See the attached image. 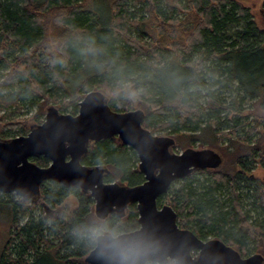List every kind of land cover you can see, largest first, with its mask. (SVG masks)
I'll list each match as a JSON object with an SVG mask.
<instances>
[{"label":"trees","instance_id":"1","mask_svg":"<svg viewBox=\"0 0 264 264\" xmlns=\"http://www.w3.org/2000/svg\"><path fill=\"white\" fill-rule=\"evenodd\" d=\"M0 70L8 74L0 108L38 105V123L50 101L62 98L75 116L84 95L103 89L113 111H143L142 125L154 135L168 131L192 148L224 146L232 168L204 170L202 183L189 175L158 205L169 200L179 226L201 239L214 236L244 257L264 258V183L253 175L264 169V28L250 8L238 0H0ZM28 132L10 124L0 137ZM136 154L106 139L90 143L83 163L107 167V182L133 187L144 179ZM71 196L78 207L68 217L46 214ZM27 202L0 194V216L9 222L0 264H87L101 231L117 236L140 227L136 204L123 218L98 221L94 198L78 187L46 183Z\"/></svg>","mask_w":264,"mask_h":264},{"label":"water","instance_id":"2","mask_svg":"<svg viewBox=\"0 0 264 264\" xmlns=\"http://www.w3.org/2000/svg\"><path fill=\"white\" fill-rule=\"evenodd\" d=\"M144 117L141 110L113 111L100 91L87 94L75 116L49 107L44 122L31 128L28 135L0 137V192L35 199L40 195L41 184L48 180L78 186L94 198L101 218H106L101 208L107 210L115 205L126 210L136 204L140 227L117 236L109 232L99 235L85 260L88 264H166L169 260L175 264H264L261 255L242 259L237 250L220 240L202 241L192 231L179 228L172 207L158 206L159 196L173 179L183 178L192 168H217L221 159L208 149L189 148L181 155H171L164 147H173L175 141L145 129ZM115 138L139 156V169L147 178L143 185L105 183L109 170L104 167H82L72 173L59 165L66 155L72 156L71 165H77L91 142ZM41 156L50 157L54 165L41 168L31 161ZM157 170L164 172L156 176ZM195 248L201 252L193 258Z\"/></svg>","mask_w":264,"mask_h":264},{"label":"rangeland","instance_id":"3","mask_svg":"<svg viewBox=\"0 0 264 264\" xmlns=\"http://www.w3.org/2000/svg\"><path fill=\"white\" fill-rule=\"evenodd\" d=\"M238 1L243 6L248 7V8L251 9V11L256 16V21H257L258 25L260 27L264 28V13H263L264 10L262 8V5L264 3V0H238ZM6 75H8L7 72H6V70H4V71L0 70V80L1 81H3V79L6 78ZM126 83H128V82H126ZM95 91H100V92H102L103 94L107 95L110 98V96H109L110 94L108 92H106V91H103V89H95ZM64 95L65 94H63V93L54 94L55 97H59V98L62 97V96H64ZM86 95H84V97ZM40 101L42 102L43 100H40ZM66 101H68V100H66ZM205 101H206V99L203 98L202 99V102L205 103ZM58 102H59V104H54L53 102L50 101L49 104L45 107V109L47 107H51V106L55 107L56 106L58 108V110H59L60 113L74 115L72 108H68V109H64L63 108V106H62L63 99L62 98L58 99ZM27 103L28 102H26L20 108H17V106H15V107H9V108H0V121H1L0 122V135L2 137H3V130H4V128L6 126L10 125V124H18L19 123V124L25 125V126H27V128L29 129V132H30L31 128H33L35 126H38V125H41L44 122V120L46 118V111H45V115H44L42 121L40 123H38V121L36 119V117H37V111H38V105H35L34 107H31ZM79 109H80V105L78 106L77 114L79 113ZM134 110H138V109L135 108ZM249 111H248V113H249ZM145 129H147V128H145ZM189 129H191V128H189ZM147 130H149L151 132L153 129H147ZM192 130H193V127L190 130V132ZM29 132L27 133V135L29 134ZM186 132H184V133H186ZM190 132H187V133H190ZM12 135H13V133H10L9 134V138H7V139L13 138V137H11ZM155 136H159V137H172V138L175 139L174 135H169L168 131L157 132V133H155ZM180 139H181L180 140V143L181 144L176 141V145H175V148H174V152H176L177 154H180L181 152H183L184 150H186L188 148H192V147L188 146V144L185 143L187 141L185 138H180ZM223 145L226 146L225 143H223ZM193 148L194 149H208V150H212L216 154H218V156L221 159V164L217 168H205V169H202V170L194 171L192 174H190L191 176L194 175L196 179H199L200 180V182L201 181H204V177L205 176L202 173H204L205 171L207 172V170L208 171H220L222 169L229 170L230 168H232V165H233L232 164V162H233L232 161V158L230 156H227L223 152L224 151V146H222L220 148H217V147H211L209 145H207V146H203L201 144L199 145V143H198ZM133 163H134V167L139 169L140 159H139V156L137 154H136V159L133 160ZM253 175H254V177L257 180H259L262 183H264V169L260 165H258L256 167V169L253 171ZM187 177L188 176L183 177L182 179H178L176 182H174L171 185V188H178L182 184V181L185 178H187ZM104 182L105 183H111V182H107L106 176L104 178ZM115 182H117V183L119 182L120 183L121 181L118 180V181H115ZM115 182H113V183H115ZM121 183H123V182H121ZM0 194H1V192H0ZM27 204L28 205H31V204H33V201H28ZM244 204H245V209L247 211H250L251 217L253 219L254 218H256V219L259 218L260 211L256 208V206L251 205L247 200L244 201ZM163 206H171L170 201L169 200H166V198L163 199L162 200V203H161V206H159V207L162 208ZM77 207H78V200H77V198H75L74 196H71V197H69L64 202V204L61 207L55 208V211L60 210L61 216L68 217ZM51 211H54V209L53 210L51 209ZM94 215H95V218L98 221H100V222H102L103 220H107V218H101L103 216L100 215V214L98 215L96 213V203H95V206H94ZM177 224H178V216H177ZM178 225H180V222H179ZM186 230H188V229H186ZM8 233H9V222L6 219V216H5V218H4V216L3 217L0 216V250L2 249L3 245L5 244V242L8 239L7 238L8 237ZM104 233H106V231H101L100 232V235H102ZM215 239L216 238L214 236H210V237L207 238V241H211V240H215ZM96 242H97V240H96ZM233 248L236 249L235 247H233ZM257 253H259V250L257 251ZM254 255H255V253H254ZM247 256H253V255L247 254Z\"/></svg>","mask_w":264,"mask_h":264},{"label":"flooded vegetation","instance_id":"4","mask_svg":"<svg viewBox=\"0 0 264 264\" xmlns=\"http://www.w3.org/2000/svg\"><path fill=\"white\" fill-rule=\"evenodd\" d=\"M144 127V126H143ZM154 135V134H153ZM169 138H171V137H169ZM110 140H114V141H119L117 138H115V139H110ZM120 142V141H119ZM121 143V142H120ZM122 144V143H121ZM176 145V144H175ZM175 145H173V147H168V148H166V147H164L165 149H166V151H168L171 155H181L183 152H181L180 154H177L176 152H174V148H175ZM127 147H129V146H127ZM133 149V148H132ZM163 149V147L160 149V150H162ZM134 150V149H133ZM135 151V150H134ZM88 153V152H87ZM87 155V154H86ZM85 155V156H86ZM85 156L83 157V158H81L80 160H79V162H78V164L77 165H71L70 164V162H71V160H72V156L71 155H66L65 157H61V159H60V161H59V165L64 169V170H66L67 172H74V171H78V168H84V167H88V168H92V167H90V166H88V165H85L84 163H83V161H84V159H85ZM47 158L48 159V164L46 165V166H40V165H38L35 161L36 160H38V159H40V158ZM41 157H37V158H32L31 159V161L33 162V163H35L37 166H39V167H41V168H48V167H50V166H53L54 165V162H53V160L50 158V157H48V156H41ZM56 163H57V161H56ZM104 168H107V167H104ZM108 169V168H107ZM109 170V169H108ZM140 170V169H139ZM197 170H202V169H197V168H192V171L188 174V175H186V176H189L190 174H192L194 171H197ZM141 172V171H140ZM162 172H164V171H162V170H157L156 171V176H158V175H161L162 174ZM109 173H110V171H109ZM143 175H144V179H143V182L141 183V184H139V185H136V186H140V185H143L144 183H146V181H147V178H146V175L143 173V172H141ZM186 176H184V177H186ZM178 179H182V178H176V179H173L172 180V182L170 183V185H169V187L167 188V191L166 192H164L161 196H163V195H165L167 192H168V190L171 188V185L174 183V182H176ZM50 182H55V183H58V182H56V181H53V180H48V181H45V182H43L42 184H41V186L42 185H44V184H49ZM58 184H61V183H58ZM123 184V183H122ZM63 185V184H62ZM126 185V184H125ZM63 186H66V185H63ZM128 186V185H127ZM66 187H78V186H73V185H70V186H66ZM129 187H131V186H129ZM133 187H135V186H133ZM81 191H82V189L80 188V187H78ZM40 189H41V187H40ZM83 192V191H82ZM84 193V192H83ZM6 194H15V195H17L16 193H6ZM86 194H90V193H86ZM91 195V194H90ZM19 196V195H18ZM40 196V195H39ZM161 196H159V197H161ZM19 197H21L22 199H24L25 201H33V202H35V201H37V199L38 198H30V199H25L24 197H22V196H19ZM159 199V198H158ZM157 204H158V200H157ZM133 205V204H132ZM159 206V205H158ZM118 206H115V205H113V206H111V207H109V209H100V210H103L104 211V213H105V215L104 216H106V218L108 219L109 217H111V216H113V215H117L119 218H123L124 217V215H125V213H126V211H127V209L126 210H123V208H117ZM130 207V206H129ZM45 211H46V214H49L50 212H51V209H50V207H48V206H46V208H45ZM53 212H55V214H56V212L57 211H55V209H54V211ZM106 213H109V214H106ZM119 214H122V216L121 215H119ZM55 216V215H54ZM140 225V224H139ZM179 226V225H178ZM179 228H181L180 226H179ZM182 229V228H181ZM195 234V233H194ZM196 235V234H195ZM197 236V235H196ZM198 237V236H197ZM199 239H201L200 237H198ZM202 241H204V242H207V240H203V239H201ZM215 240H218V239H215ZM227 245V244H226ZM229 246V245H228ZM233 248V247H232ZM236 250V249H235ZM238 251V250H237ZM200 250L199 249H192V255H193V258H196V257H198L199 255H200ZM239 252V251H238ZM239 254H240V252H239ZM240 257L242 258V259H246V258H249L250 256H247V257H244V256H242L241 254H240ZM170 261V260H169ZM171 261H173V260H171ZM174 262V261H173ZM150 263H152V262H150ZM155 264H157V263H155ZM174 264H175V262H174Z\"/></svg>","mask_w":264,"mask_h":264}]
</instances>
